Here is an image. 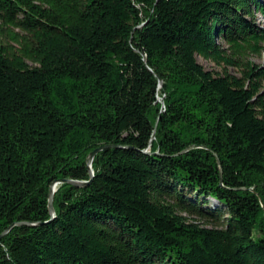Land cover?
<instances>
[{"label":"trees","instance_id":"obj_1","mask_svg":"<svg viewBox=\"0 0 264 264\" xmlns=\"http://www.w3.org/2000/svg\"><path fill=\"white\" fill-rule=\"evenodd\" d=\"M256 14L264 0H0V264H264ZM59 180L90 182L57 184L51 218Z\"/></svg>","mask_w":264,"mask_h":264},{"label":"rangeland","instance_id":"obj_2","mask_svg":"<svg viewBox=\"0 0 264 264\" xmlns=\"http://www.w3.org/2000/svg\"><path fill=\"white\" fill-rule=\"evenodd\" d=\"M253 22L260 27L261 29L264 30V15H260V14H256L254 15V20ZM219 45H221L225 50L227 49V46L225 44H223L220 40H218ZM261 48H262V53L260 56H256V55H246L245 58H247V61L255 64V65H259L264 67V42L261 44ZM228 54L229 51H227ZM197 61L199 62V64H201L206 70L208 71H212L214 73H221L223 72V68L224 66H217L215 65L213 62L208 61V60H204L200 57H197ZM226 71L231 74V75H240V72L237 68L229 66L226 67ZM162 87V84L159 88ZM163 98H158V102L163 105ZM194 220H197L201 225L203 226H207V227H211V225L205 224V220H199L198 218H193Z\"/></svg>","mask_w":264,"mask_h":264},{"label":"water","instance_id":"obj_3","mask_svg":"<svg viewBox=\"0 0 264 264\" xmlns=\"http://www.w3.org/2000/svg\"><path fill=\"white\" fill-rule=\"evenodd\" d=\"M161 86V82H159V85L158 87ZM154 138V137H152ZM108 148H111L110 146H101L97 149H95L94 151H92L89 155H88V158H87V163H88V167H89V175H90V180L92 179V176H93V172L91 170V163L93 161V158L95 157V155L104 150V149H108ZM90 180L88 182H80V181H73V180H59V181H55L53 182L50 187H49V192H48V212L51 216V218L53 217V214H54V209H53V196H54V193H55V190L53 189L57 184H63V183H67V184H70L74 187H85L89 184ZM18 225H23L21 223H19ZM11 227H9L10 229ZM8 229V230H9ZM7 230V231H8ZM7 231H5L2 235H4ZM1 235V236H2ZM0 236V237H1Z\"/></svg>","mask_w":264,"mask_h":264},{"label":"bare ground","instance_id":"obj_4","mask_svg":"<svg viewBox=\"0 0 264 264\" xmlns=\"http://www.w3.org/2000/svg\"><path fill=\"white\" fill-rule=\"evenodd\" d=\"M53 189L56 190V186Z\"/></svg>","mask_w":264,"mask_h":264}]
</instances>
